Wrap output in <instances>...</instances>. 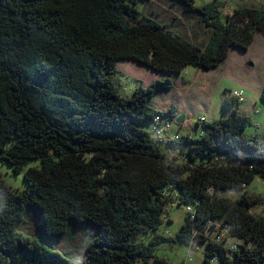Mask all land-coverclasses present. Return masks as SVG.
<instances>
[{"label":"trees","instance_id":"obj_1","mask_svg":"<svg viewBox=\"0 0 264 264\" xmlns=\"http://www.w3.org/2000/svg\"><path fill=\"white\" fill-rule=\"evenodd\" d=\"M151 1L0 0V161L26 184L15 190L0 171V264H169L155 254L163 242L197 243L201 264H264V216L251 211L264 198L249 190L264 180V133L246 134L250 119L234 109L165 139L156 127L177 109L151 103L173 86L167 74L248 49L264 33V3L224 14L226 0H170L210 27L199 44L150 15ZM120 59L166 75L122 96ZM171 203L192 211L166 236ZM31 214L42 237L21 228ZM75 227L91 233L79 262L39 240L54 246ZM223 231L237 249L211 236Z\"/></svg>","mask_w":264,"mask_h":264},{"label":"rangeland","instance_id":"obj_2","mask_svg":"<svg viewBox=\"0 0 264 264\" xmlns=\"http://www.w3.org/2000/svg\"><path fill=\"white\" fill-rule=\"evenodd\" d=\"M210 1L196 0L195 5L202 6ZM226 1V6L223 8L224 14H227L228 11L230 14L232 8L239 5L258 6L264 3V0ZM169 2L170 0H152L146 2V5L153 7L150 15L170 21L168 24L174 22L179 32L189 36L196 43L204 44L210 34V27L200 21V18L196 17V13L193 14L195 17L185 16L179 4L171 5ZM174 17H177V19L173 20ZM262 34L264 33H256L255 43L246 50L233 48L227 59L215 68L207 70L190 65L185 67L180 74H167L173 80V86L159 90L152 97L151 103L160 110H165L174 105L177 109V117L183 115L184 119L182 122H177V118L172 120L169 134L165 139H168L167 137L172 138L175 133L186 134L192 132L196 135L201 129L200 125L199 127L196 125L201 116L204 115L208 121H213L232 115L234 109L250 119V123L245 129L246 134L264 133V113L258 114L255 112V107L264 112V103L260 98L264 86V41ZM117 67L118 92L127 97L132 94L137 85L147 86L154 79L166 75L131 59H120L117 62ZM238 88L245 90L246 100L236 108V103L231 100L230 91ZM253 116L256 118H253ZM142 126L153 137L152 124L142 123ZM0 171L12 188L15 190L25 188L26 184L22 173L15 174L8 164L1 161ZM249 190L264 198V180L256 176L249 185ZM231 197L235 199L236 195L232 194ZM167 209L169 213L166 223L161 226L160 232L166 236H174L184 222L187 210L183 206H177L176 203H171ZM251 211L256 215L264 216V202L252 208ZM167 219H171V222L168 223ZM21 228L32 236L42 237L44 235L37 215L31 214L28 216L27 220L22 223ZM70 235L48 240L54 246L43 239L39 240L52 248L60 250L74 262H79L91 237L90 228L75 227L72 237ZM212 235L217 237L218 234L213 232ZM228 239L233 238L228 236ZM144 241L147 242V239ZM224 243L227 245V242L224 241ZM155 254L165 259L169 264H201L204 257L203 248L197 243H193L191 247L187 244L163 242L157 246ZM215 262L212 261L211 264H217ZM137 264L145 263L138 262Z\"/></svg>","mask_w":264,"mask_h":264},{"label":"built area","instance_id":"obj_3","mask_svg":"<svg viewBox=\"0 0 264 264\" xmlns=\"http://www.w3.org/2000/svg\"><path fill=\"white\" fill-rule=\"evenodd\" d=\"M230 97L233 100H236L237 102H244L246 99V92L243 88H238V89H233L230 91ZM255 112H258V110H256ZM160 118L157 116L156 120H159ZM202 120H205L204 116H201ZM172 121H163L162 124L158 127H156V134L158 137H164L166 138V136L169 134V129L171 126ZM180 134L179 133H175V135L170 138L167 137L168 139H179ZM187 211H192V208L190 206L186 207ZM216 239L220 242H227V246L230 249H237L238 248V241L234 240V239H228V235L227 232L223 231L221 234H218ZM227 240V241H226Z\"/></svg>","mask_w":264,"mask_h":264},{"label":"crops","instance_id":"obj_4","mask_svg":"<svg viewBox=\"0 0 264 264\" xmlns=\"http://www.w3.org/2000/svg\"><path fill=\"white\" fill-rule=\"evenodd\" d=\"M258 33H260V32H258ZM257 39H258V38H257ZM262 39H263V41H264V34H262ZM255 41H256V38L254 39V41H253V43L250 45V47L253 46V44L255 43ZM261 43H262V42H261ZM245 100H246V99H245ZM255 104H256V103H255ZM255 104H254V106H255ZM254 106H253V107H254ZM253 110H254V109H253ZM256 110H258V112H257L258 114H259V113H264L260 108L258 109V108L255 107V111H256ZM203 116H204V115H203ZM204 117H205V116H204ZM205 118H206V117H205ZM251 118H252V116H251ZM253 118H256V117L253 116ZM206 119H207V118H206Z\"/></svg>","mask_w":264,"mask_h":264},{"label":"water","instance_id":"obj_5","mask_svg":"<svg viewBox=\"0 0 264 264\" xmlns=\"http://www.w3.org/2000/svg\"><path fill=\"white\" fill-rule=\"evenodd\" d=\"M183 119H184V116L182 115V116H180L179 118H177L176 120H177V122H182Z\"/></svg>","mask_w":264,"mask_h":264}]
</instances>
